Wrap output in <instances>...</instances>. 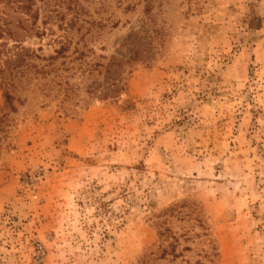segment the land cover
<instances>
[{
    "label": "rangeland",
    "instance_id": "1",
    "mask_svg": "<svg viewBox=\"0 0 264 264\" xmlns=\"http://www.w3.org/2000/svg\"><path fill=\"white\" fill-rule=\"evenodd\" d=\"M5 26L0 264H264V0H0Z\"/></svg>",
    "mask_w": 264,
    "mask_h": 264
},
{
    "label": "trees",
    "instance_id": "2",
    "mask_svg": "<svg viewBox=\"0 0 264 264\" xmlns=\"http://www.w3.org/2000/svg\"><path fill=\"white\" fill-rule=\"evenodd\" d=\"M34 0H5V2L11 7V8H19L22 10H29L31 8V5L33 3ZM11 35L12 32L9 30V28H7V26L5 27H0V36L2 35ZM62 49V48H61ZM61 49L57 50L56 52L59 54L61 53ZM21 55H23V53H17V57H20ZM3 72V71H1Z\"/></svg>",
    "mask_w": 264,
    "mask_h": 264
}]
</instances>
